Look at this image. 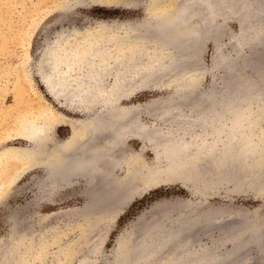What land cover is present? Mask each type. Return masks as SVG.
<instances>
[{
	"label": "bare ground",
	"instance_id": "1",
	"mask_svg": "<svg viewBox=\"0 0 264 264\" xmlns=\"http://www.w3.org/2000/svg\"><path fill=\"white\" fill-rule=\"evenodd\" d=\"M90 2L126 8L136 5L135 1L128 0ZM222 10L239 23L238 38L255 57L254 60L239 55L242 59L240 65L248 66L255 78L238 72L241 66L221 54L217 47L216 62L226 67L236 80L230 89L215 92L214 96L210 92L208 98H193L190 102L200 107L199 116L194 121L209 130L212 135L210 141L196 135L185 138L170 130L161 132L159 128H149L139 121L140 107L114 106L124 93L123 88L132 81L130 77V81L125 79L131 72L136 80L129 85V93L149 86L157 87L160 77L172 72H180L174 79L176 85L192 90L198 79L190 77V74L186 76L185 71L199 63L203 40L212 33H220L218 25L213 22ZM144 12L147 20L143 23H98L93 31L109 32L104 39L93 40V33L87 31L88 35L72 42L66 38L57 39L55 48L44 53L41 64L45 67L44 72H54L55 78L43 83L49 88L53 86L56 91L68 89L69 94L62 95L72 104L78 98L77 104L82 107L101 106L105 111L104 117L94 114L79 119L69 118L40 107L34 118L19 119L15 131L17 136L35 148L6 147L0 152V165L11 166L14 161H20L23 169L43 167L51 182L60 177L65 181L69 175L81 179L90 201L76 212L82 217L96 215L98 219L108 214L107 202L111 201L110 198L113 200V196L114 202L119 197L125 201L151 184L180 182L179 175L175 176V173L183 170L187 171L191 181L208 189L232 186L236 191L248 189L262 194L264 133L260 121H264V0H256L255 5L251 0H148L144 4ZM71 29L76 31L78 28ZM237 49L240 52L239 47ZM113 70H116L119 82L112 97L110 91L101 92V74ZM54 95L51 96L55 100L60 97L59 94ZM154 103L155 115L161 118V123L173 118L177 112L176 103ZM253 103L261 106L255 115L251 112ZM209 113H213L210 118L207 117ZM225 114L229 121L227 128L223 121ZM214 119L216 124L212 123ZM191 123L192 120L178 122L184 127ZM59 125H66L69 129L63 140L51 135ZM132 139L148 140L154 145V151L161 149L170 160L167 168L174 172L173 175L168 173L169 178L158 175V178H153L155 169L145 168L138 158H134L138 155L130 154L133 149L129 140ZM229 210L233 209L195 210L192 217L161 233L157 242L148 239L152 229L148 225L130 245L118 240L116 264H247L254 257L251 249L248 253L252 257L248 258L250 247L259 257V261L258 258L254 261L264 264V212ZM213 229L217 236L210 239L209 245L197 243L200 235L210 237ZM224 243L229 244L227 250H222Z\"/></svg>",
	"mask_w": 264,
	"mask_h": 264
},
{
	"label": "rangeland",
	"instance_id": "2",
	"mask_svg": "<svg viewBox=\"0 0 264 264\" xmlns=\"http://www.w3.org/2000/svg\"><path fill=\"white\" fill-rule=\"evenodd\" d=\"M128 1H135V7L101 6L91 3L90 0H0V152L6 147L35 148L17 136L15 131L19 119L34 118L40 107L51 109L69 118L79 119L94 114H99V118L104 117L105 111H102L101 106L82 107L77 104L78 98L72 104L71 100H66L63 96L69 94L68 89L67 92L63 89L56 91L53 86L52 88L46 86L44 80L54 79L55 73L44 72L45 67H41V64L44 53L55 48L57 39L66 38L72 42L74 39L85 37L88 35L87 32L93 33L91 36L93 40L104 39L108 37L109 32L93 31L100 22H108L107 24L114 21L129 24L145 22L147 16L144 4L148 0ZM251 2L256 4V0ZM213 23L218 25L220 33L218 35L212 33L203 40L199 63L185 71L186 76L190 74V77L198 79V84L192 90L176 85L175 80L180 72H172L170 75L161 76L160 85L157 87L149 86L129 93V85L136 80L134 73L131 72L125 79L129 80L130 77L132 81L129 80L130 84L123 88L125 94L118 97L114 106L140 107L139 121L149 128L156 127L161 132L170 130L173 134L184 135L185 138L196 135L210 141L212 135L209 130L194 121L195 117L199 116L200 107L190 102L193 98L196 100L208 98L210 92L214 96L215 92L230 89L236 80L226 67L216 62L217 47L221 54L241 66L238 72L246 77L255 78L248 66L240 65L242 59L238 57L239 55L244 58L255 57L250 55L249 48L238 38L237 20L229 16L226 10H222L221 15L214 17ZM76 27L78 28L76 31L71 29ZM95 34L97 37H94ZM237 47L240 52L237 51ZM115 72L116 70H113L101 74L103 76L101 92L110 91L112 96L117 91L119 78ZM80 73L77 74L81 75ZM50 93L59 94L60 97H56L55 100ZM155 101L178 104L175 106L177 112L174 117L161 123V118L155 115ZM260 107L253 103L251 112L254 115L258 114ZM212 116L213 113H209L207 117ZM226 117L225 114L223 121L227 128L229 121ZM187 120H192L189 126L178 124ZM212 123L217 122L214 119ZM260 126L264 133V121H260ZM68 134L69 129L66 125H59L51 132L57 140L65 139ZM129 145L133 149L130 154L138 155L137 157L133 155L135 159L138 158L145 168L155 169L153 178L167 177L168 173L173 175L174 172L167 168L170 166V160L161 149L154 151V145L150 141L132 139L129 140ZM42 168L23 169L20 161H14L11 166L0 165V264H85L84 261L86 264H116L119 254L118 240H124L123 242L130 245L148 225L152 226L148 239L157 242L161 233L192 217L196 213L195 210L219 208L233 209V212L237 210L264 212V192L258 195L248 189L244 192L236 191L232 186L208 189L191 181L186 174L187 171L183 170L184 172L175 173L177 174L175 176L179 175L180 182L170 180L172 181L170 183L151 184L125 201L122 200L125 198L119 197L120 199L116 198L117 202H114L116 200L113 196L114 199L110 198L111 201L107 202L110 213L107 211L108 214L102 216L103 219L101 217L98 219L96 215L82 217L76 210L90 201L85 193L84 181L69 175L66 177L68 182L60 179L62 177L51 182L46 170ZM256 208H260L259 211L255 210ZM213 231L211 238L200 235L197 243L209 245L217 236V231L214 229ZM228 248L229 244L224 243L222 250ZM250 250L254 257L248 253ZM247 253L248 258L252 257L251 261L253 260L247 264H260L256 261L257 258L259 261V257L252 247L248 248Z\"/></svg>",
	"mask_w": 264,
	"mask_h": 264
},
{
	"label": "water",
	"instance_id": "3",
	"mask_svg": "<svg viewBox=\"0 0 264 264\" xmlns=\"http://www.w3.org/2000/svg\"><path fill=\"white\" fill-rule=\"evenodd\" d=\"M257 209L259 210L260 208H256L255 210H257Z\"/></svg>",
	"mask_w": 264,
	"mask_h": 264
}]
</instances>
